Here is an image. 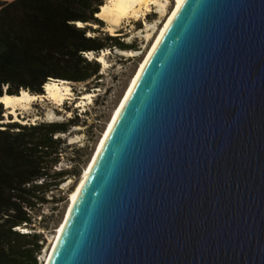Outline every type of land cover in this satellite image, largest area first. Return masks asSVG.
I'll list each match as a JSON object with an SVG mask.
<instances>
[{"label":"water","instance_id":"95a60500","mask_svg":"<svg viewBox=\"0 0 264 264\" xmlns=\"http://www.w3.org/2000/svg\"><path fill=\"white\" fill-rule=\"evenodd\" d=\"M95 157L45 264H264V0H185Z\"/></svg>","mask_w":264,"mask_h":264},{"label":"trees","instance_id":"16d2710c","mask_svg":"<svg viewBox=\"0 0 264 264\" xmlns=\"http://www.w3.org/2000/svg\"><path fill=\"white\" fill-rule=\"evenodd\" d=\"M105 0H15L0 2V98L22 90L44 93L50 80L86 83L98 77L97 57L104 50L127 47L117 37L97 35L96 14ZM84 27H79V23ZM91 33V36L88 34ZM85 53L96 57L89 60ZM4 106L0 104V121ZM39 122L0 124V264H39L41 234L21 233L31 227L33 212L69 171H56L66 141L78 125ZM5 127V128H4ZM39 181H42L39 183Z\"/></svg>","mask_w":264,"mask_h":264},{"label":"rangeland","instance_id":"374dc122","mask_svg":"<svg viewBox=\"0 0 264 264\" xmlns=\"http://www.w3.org/2000/svg\"><path fill=\"white\" fill-rule=\"evenodd\" d=\"M13 1L15 0H0V2L9 3ZM169 1L167 14L172 11L177 2V0ZM156 10L157 8L153 7L151 12H144L146 15L140 14L137 19H123L120 25L116 27L118 36H112L107 32L108 23L99 19L102 23H96L92 26L100 31L97 35L117 37L127 47L126 51H136L137 55L134 57L124 56L120 53L121 49L116 47L104 50L106 53L108 52L105 56L108 62L107 67L101 62L99 76L94 77L89 82L74 83L68 81L72 92L69 96L70 100H66L62 106L55 105L50 101H42L33 103L28 111L20 112L21 121L17 123L21 125H24L23 122L28 125L50 122L51 120L47 116L50 112H53L57 118L52 121L67 122L73 118H77L79 121L77 126L71 127L67 134L62 135L66 141V146L61 154L59 164L54 168L56 171H69L70 175L64 179V183L58 187H52L46 193V201L40 203L37 211L33 212L31 227H26L29 232L41 234L44 240V242L40 241V244H43V249L37 257L39 264L45 263L55 232L68 210L71 195L78 188V184L92 160L108 123L113 118L131 80L167 18V15L161 17ZM146 24L152 25L151 27L156 26L150 31L152 34L150 39H147L149 31H147ZM85 94L93 95V97L83 102L82 99ZM9 118L11 121L15 120L13 116L7 115V110L4 107L3 120L0 121L1 126L17 124L7 122ZM41 182L39 181V183Z\"/></svg>","mask_w":264,"mask_h":264},{"label":"bare ground","instance_id":"6f19581e","mask_svg":"<svg viewBox=\"0 0 264 264\" xmlns=\"http://www.w3.org/2000/svg\"><path fill=\"white\" fill-rule=\"evenodd\" d=\"M185 0H177L176 5L172 9V11L167 14V7L170 3L169 0H107L104 5L101 6L100 12L96 14V17L106 21L108 23V27L106 29L107 32H109L112 36H118L116 27L120 25L123 19L127 18H139L140 14L141 15H146L144 12H151L153 7L157 8V12L160 13L161 17L166 16L167 18L165 22L163 23V26L160 28L158 35L154 39V42L151 46V48L148 50L147 55L145 58L142 60L139 69L135 73L133 79L131 80V83L129 87L127 88L125 95L123 96L119 106L117 107L116 111L114 112L113 118L111 121L108 123V126L103 133V136L101 137L97 148L93 154V156L96 154V157L99 155L104 143L106 142V139L108 138L111 129L113 128L126 100L130 96L135 84L137 83L139 77L141 76L145 66L147 65L148 61L150 60L153 52L155 51L156 47L158 46L159 42L161 41L163 35L165 34L166 30L170 26L173 18L175 17L176 13L182 6L183 2ZM79 23V27H84L85 25L81 22ZM147 26V31H149V34H147V39H150L152 37L151 30L155 29L156 26L146 24ZM92 34L89 33L88 36H91ZM108 53V52H107ZM106 51H104L103 55H99L97 57L98 62H102L105 67H107L108 62L105 59L106 56ZM120 53L124 56L128 57H134L137 55L136 51H126V50H120ZM71 87L69 85L68 81L65 80H55L52 79L49 81L46 86L44 87V93L42 95H37V94H32L28 91L22 90V92L18 95H9L5 94L0 98V104H2L5 109L7 110V115L8 116H13L15 120L11 121V118L7 122H20V112L23 111H28L31 108V105L35 102H42V101H50L55 105L62 106L66 100H70L69 96L71 95ZM93 95L90 94H85L83 97L82 101L85 102L88 99H91ZM82 102V104H83ZM85 107V106H84ZM49 112V111H48ZM23 114V113H22ZM49 119L56 120L57 118L55 117L53 112H50L49 115H47ZM24 125L27 123L23 122ZM28 125V124H27ZM73 139V138H71ZM96 160V159H94ZM92 160L90 161V163ZM89 163V164H90ZM94 163V161H93ZM92 163V164H93ZM88 164V166H89ZM92 164L85 169V173L83 174V177L80 180V183L78 184V188L72 193L71 198L69 200V205H68V210L66 212L65 217L68 218L70 214L72 213L77 197L81 193L85 182L89 176L90 168H92ZM75 197V199H73ZM64 217V219H65ZM63 223V221H62ZM61 223V224H62ZM61 226V225H60ZM58 227L57 231L55 232L53 242L51 244V249L55 243V241L58 239V236H60L63 227ZM49 250L45 262L48 258V255L51 251ZM45 264V263H44Z\"/></svg>","mask_w":264,"mask_h":264},{"label":"built area","instance_id":"2783aa9c","mask_svg":"<svg viewBox=\"0 0 264 264\" xmlns=\"http://www.w3.org/2000/svg\"><path fill=\"white\" fill-rule=\"evenodd\" d=\"M86 58H88L89 60H92L93 58H95L94 54L92 53H85L84 54ZM26 225L22 226V227H17L16 230L20 231L21 233H29V230L26 229Z\"/></svg>","mask_w":264,"mask_h":264},{"label":"snow or ice","instance_id":"6c2138e0","mask_svg":"<svg viewBox=\"0 0 264 264\" xmlns=\"http://www.w3.org/2000/svg\"><path fill=\"white\" fill-rule=\"evenodd\" d=\"M73 199H75V197H73Z\"/></svg>","mask_w":264,"mask_h":264}]
</instances>
